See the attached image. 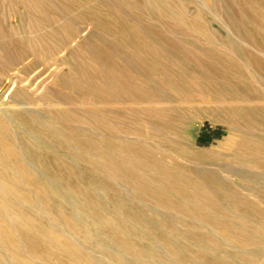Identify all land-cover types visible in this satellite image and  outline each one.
I'll return each instance as SVG.
<instances>
[{
	"label": "bare ground",
	"instance_id": "obj_1",
	"mask_svg": "<svg viewBox=\"0 0 264 264\" xmlns=\"http://www.w3.org/2000/svg\"><path fill=\"white\" fill-rule=\"evenodd\" d=\"M95 1L97 7L93 5ZM12 2L20 7L18 11L22 9L27 13L24 18L26 27L16 25L14 34L19 42L0 38V64L4 61L9 63L15 53L17 59H24L32 47H40L52 54L53 50L67 46L68 55L59 67L50 71L39 90L32 89L38 96H34L36 99L27 100L25 96L18 101L13 99L0 103V110L12 112L20 106L21 112L30 113V107H41L52 110L50 115L63 112L71 115L73 119L69 122H83L97 135L110 140L107 145L81 142L76 138V143L84 146L81 148L90 151L94 157H105L109 151L122 155L119 163L108 168L114 178H132L130 171L139 172L147 188L160 195L164 192L170 194L174 208L187 211L193 223L207 229L203 235L193 234L190 229L181 230L178 223L182 216L175 218L165 214L159 220L168 224L169 229H158L157 222L152 224L153 229H140L142 235L160 232V239H154L155 243L143 249L130 239L131 232L112 230L106 235L89 231L82 225L78 233L91 241L92 247L76 245L72 239L71 248L46 250L38 252L39 255L61 264H156L157 261L162 264H264V219H258V215L254 217L259 212L255 204L240 198L242 195L261 201L260 193H264V99H251L245 90L223 84L224 78L221 80L216 75L218 67L199 63L187 65L189 55L186 53L158 50L157 42L146 41L149 37L139 24L113 18L111 13L119 11L110 3L85 0L86 3L77 6L84 14V22L94 32L88 40L78 42L81 46L78 50L76 45L69 44L76 36L70 32L76 28V21L66 20L65 16L64 19L61 13L67 10L75 14L76 0ZM217 8L219 12L222 10L219 6ZM60 21H67V26L60 27ZM101 32L104 35H100ZM66 37L70 38L68 44L63 41V38L67 40ZM106 41L123 43L125 48L121 51L111 48L98 51L91 47V42L102 44ZM217 53L223 58L229 57L223 49ZM119 62L126 65L123 64V68L116 66ZM244 69L264 87V72L256 71L248 64ZM23 86L19 81L12 90L16 89L15 93H18ZM195 105H201L202 110L195 111ZM121 110L124 114H117ZM204 119L215 124L221 122L226 127L227 134L214 147L197 146L196 137L190 133V130L198 129ZM39 121V126L47 127L45 121ZM12 130L13 122L0 117V199L6 191L20 196L22 203L28 204V197L19 195L11 185L12 180H23L44 195V187L50 186L38 179L31 165L32 161L39 162L40 157L17 146ZM115 140H136L139 145L115 146ZM167 143L173 144L174 148L164 147ZM152 147L165 152L168 155L165 158L179 161L183 168L163 165L164 160L162 163L153 160L149 153ZM214 156L230 160V168L223 169L226 173L223 177L235 186V190H230L219 179H214L216 191L211 189L202 171L207 165L206 160ZM12 170L15 174L10 173ZM43 198L40 195V204L45 201ZM219 198L225 203L216 208L214 205ZM4 222L5 217L0 216V264H21L16 259L23 258L22 254L17 253V258L14 257V248L18 247L16 233L8 227L6 230ZM227 238L234 240L235 245L229 246Z\"/></svg>",
	"mask_w": 264,
	"mask_h": 264
},
{
	"label": "rangeland",
	"instance_id": "obj_2",
	"mask_svg": "<svg viewBox=\"0 0 264 264\" xmlns=\"http://www.w3.org/2000/svg\"><path fill=\"white\" fill-rule=\"evenodd\" d=\"M12 1L15 0H0V38L13 39L16 43L19 40L16 39L14 32L17 26L26 27L24 18L27 13L22 9L18 11L20 7L15 6L16 2ZM101 1L117 7L119 12L111 13L113 18L117 17L127 23L139 24L149 37L146 41L157 42L158 50L186 53L189 55L186 61L187 65L199 63L218 67L216 75L221 80L224 78V81H221L223 84L227 83L234 89L245 90L251 99H264V87L244 69V65L248 64L256 71L264 72V0ZM83 2L86 3L85 0H76V15L67 10L61 12L66 20L76 21V28L74 31H70L76 36H72L74 38L70 43L68 42L70 38L67 37V40L63 38V41L70 45H76L78 50L81 49L78 42L82 43L88 40L90 35H94L92 27L84 22L83 12L77 7ZM95 2L93 5L97 7V1ZM218 6L222 8L220 12ZM220 20L223 22L221 23ZM20 21L22 26L18 24ZM67 24V21H60L62 28H65ZM99 34L104 35L102 32ZM107 34L108 32L105 33V35ZM44 35L46 34L44 33ZM91 47L98 51L106 50V48L121 51V49L124 50L125 44H117L112 41L102 44L91 42ZM12 48L10 47L11 51H13ZM26 48L29 47L26 46ZM222 49L228 52L227 59L217 53ZM67 52V46L64 48L61 46L56 51L53 50L52 54L40 47H32L31 51L28 50V55L26 54L25 57L23 56L24 59H20L22 62L17 59L16 53L12 52L13 56H11L10 62L4 61L0 64V103H8L13 99L18 101L25 97L27 100L36 99L38 96L33 94L32 89L39 90V86L46 81L50 71L59 67L63 58L67 57ZM123 64L126 65L125 62H119L116 66L123 68ZM220 70L222 71L220 72ZM223 72L226 73L223 74ZM19 81L24 84L23 87L26 90L21 87L20 92L15 93L16 89L13 91L12 87ZM194 108L195 111L202 110L201 105H195ZM15 110L12 112L0 110L2 111L0 117L13 122L12 131L15 134L17 146L23 151L29 149L40 157L39 162L32 161L31 165L36 170L38 179L50 186L44 187V195L23 180L17 178L12 180L11 185L19 192V195L28 197L26 200L28 204L22 203L20 196L12 195L6 191L2 194L0 216L5 217L6 222L4 223L7 225L5 229L9 228L16 233L15 239L18 247L14 248L16 251L14 257L17 258V253H21L23 256V258H17V262L21 264H61L56 263L52 258L39 255L38 252L71 248L73 247L72 239L76 245L92 247L93 243L78 233L79 227L82 225L89 231L106 235L112 233V230L131 232L133 234H129L130 239L143 249H147L152 243H155L154 239L156 240L158 237L160 239L158 235L160 232H156L155 235H142L139 233L140 229H153L155 227L152 224L155 222L160 226L158 229H169L168 224L159 220V217L165 214L175 218L179 217L177 215L182 216L178 223V228L181 230L190 229L193 234L197 235L207 232L205 226H197L190 220L191 215H188L187 211L174 208L170 194L164 192L165 194L160 195L147 188L145 180L139 177V172L130 171L132 178H114L108 168L112 164L119 163L122 155L109 151L110 154L105 157H94L90 151L81 148L83 145L79 146L80 144L78 145L75 141L76 138L81 139V142L89 143L108 145L110 142L108 138L97 135L83 122L77 120L73 123L69 122L68 120L72 118L71 115L65 112L50 115L52 110L41 107H30L28 109L30 113L21 112L20 106L19 108L15 107ZM118 112L117 114L120 112L121 115L122 112L124 114V110ZM39 119L45 121L44 124L47 127H44L43 124L39 126ZM49 127L55 130L47 129ZM53 131L62 135H56ZM190 133L196 137L197 146L210 148L222 140L223 136L227 134V130L221 122L215 124L204 119L203 124L194 131L190 130ZM113 143L115 146L119 144L125 147L139 145L136 140H115ZM73 144L74 146H72ZM165 146L174 148L170 143ZM149 153L151 158L159 163H162L161 160L166 161L162 163L163 165L173 164L176 168H183L179 161L171 157L165 158L168 155L156 147L149 149ZM0 155H2L1 150ZM28 161L31 160L28 159ZM206 162L207 165L202 172H205L206 180H208L211 189H214L213 191H216L215 185L217 186L214 179L223 180L221 182L225 186L230 190H235V186L223 177L226 175L223 169L230 168L229 159L223 156H214L207 159ZM183 170L188 173V170ZM10 173H14V171L12 170ZM227 175L229 174L227 173ZM40 195L44 197L43 201L45 200L41 202L42 204L39 203ZM260 195L261 201L242 195L240 198L255 204L258 207L256 210L259 212H256L254 217L258 215V219L263 220L264 193H260ZM217 200L219 202L216 201L214 206L220 208L219 204L225 203V200L221 198ZM57 216H61V218ZM218 235L220 239H224L219 233ZM233 241H227L229 246L235 245ZM156 264L162 263L157 261Z\"/></svg>",
	"mask_w": 264,
	"mask_h": 264
}]
</instances>
